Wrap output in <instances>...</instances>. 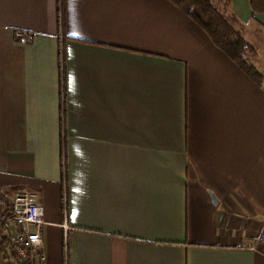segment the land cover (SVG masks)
Listing matches in <instances>:
<instances>
[{
  "label": "crops",
  "instance_id": "0c3cea01",
  "mask_svg": "<svg viewBox=\"0 0 264 264\" xmlns=\"http://www.w3.org/2000/svg\"><path fill=\"white\" fill-rule=\"evenodd\" d=\"M229 6L260 83L168 0H0V195L36 194L43 264H264L238 246L264 229V15Z\"/></svg>",
  "mask_w": 264,
  "mask_h": 264
},
{
  "label": "built area",
  "instance_id": "2783aa9c",
  "mask_svg": "<svg viewBox=\"0 0 264 264\" xmlns=\"http://www.w3.org/2000/svg\"><path fill=\"white\" fill-rule=\"evenodd\" d=\"M15 36L23 42L31 40L28 31L18 30ZM43 224V208L33 191L17 190L11 200L0 195V264H43ZM238 246L253 251L264 248V229L253 241Z\"/></svg>",
  "mask_w": 264,
  "mask_h": 264
},
{
  "label": "trees",
  "instance_id": "16d2710c",
  "mask_svg": "<svg viewBox=\"0 0 264 264\" xmlns=\"http://www.w3.org/2000/svg\"><path fill=\"white\" fill-rule=\"evenodd\" d=\"M197 23L212 43L230 57L254 81L260 83L262 74L246 59L252 46L234 26L229 0H168ZM223 2V4H220ZM254 13L264 15V0H250Z\"/></svg>",
  "mask_w": 264,
  "mask_h": 264
},
{
  "label": "rangeland",
  "instance_id": "374dc122",
  "mask_svg": "<svg viewBox=\"0 0 264 264\" xmlns=\"http://www.w3.org/2000/svg\"><path fill=\"white\" fill-rule=\"evenodd\" d=\"M220 4H223V2H220ZM258 61V69L264 74V51L258 52Z\"/></svg>",
  "mask_w": 264,
  "mask_h": 264
}]
</instances>
